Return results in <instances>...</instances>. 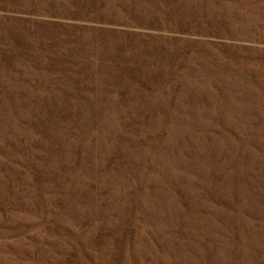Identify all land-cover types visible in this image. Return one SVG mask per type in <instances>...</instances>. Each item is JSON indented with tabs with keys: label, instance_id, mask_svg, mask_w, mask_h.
<instances>
[{
	"label": "rangeland",
	"instance_id": "1",
	"mask_svg": "<svg viewBox=\"0 0 264 264\" xmlns=\"http://www.w3.org/2000/svg\"><path fill=\"white\" fill-rule=\"evenodd\" d=\"M0 264H264V0H0Z\"/></svg>",
	"mask_w": 264,
	"mask_h": 264
}]
</instances>
